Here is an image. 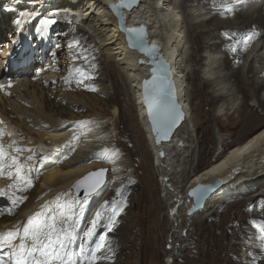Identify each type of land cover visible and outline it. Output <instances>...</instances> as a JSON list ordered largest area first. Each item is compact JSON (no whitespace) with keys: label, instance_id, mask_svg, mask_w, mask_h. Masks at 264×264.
<instances>
[{"label":"bare ground","instance_id":"1","mask_svg":"<svg viewBox=\"0 0 264 264\" xmlns=\"http://www.w3.org/2000/svg\"><path fill=\"white\" fill-rule=\"evenodd\" d=\"M116 2L0 0V84L5 85L0 90V119L4 121L0 128L13 133L11 137L5 136L3 143L7 145L16 140L21 147L34 149V161L26 160L30 152L22 153L21 160L40 169L31 173L32 188L18 193L27 199L10 214L7 209L11 202L0 197L3 213L0 233L17 225L22 228L45 202L57 196L63 200L67 194L71 197V191L75 195L74 184L89 172L108 169L102 190L89 200L85 220L94 208L96 211L103 204L109 187L113 190L136 183L133 176L119 185L124 176L122 170L128 166L121 155L132 157L139 175L148 169L149 164L140 162L134 142L125 144L121 135L116 142L102 137L99 128L105 126L106 117L111 116L114 129H118L117 109L110 108L105 99H90L76 89L78 76L74 70L81 67L71 57L75 47H69L70 40H64L59 32L66 25H73L85 32L87 41H93V50L110 64L108 75L117 86L116 93L111 94L125 92L133 98L145 141L153 155V166L162 175L170 198L172 245L175 247L186 227L190 230L194 216L207 209V219L222 214L215 226L217 232L206 247L210 264H230V260L232 264H264V0H139L123 11L128 28H145L149 43L160 44L162 54L170 63L185 113L171 139L161 144L154 141L143 103V81L151 78V65L144 54L128 46L126 35L111 10ZM30 13L35 14L31 19ZM45 19H56L57 23L42 35L41 21ZM188 40L194 49H201L198 55L185 53ZM57 44L61 47L56 48ZM52 45L54 49L48 53ZM192 61L198 62L196 69L187 65ZM33 65L37 67L30 74ZM190 79L200 82L192 92L188 86ZM9 80L13 84L10 88L7 87ZM192 96L201 99L202 120L197 119L196 129L202 123L219 121L222 117L215 113L223 106L227 119L231 120L232 115L237 119L233 123L223 122L221 127L226 131L236 128L238 142L224 151L233 134L223 133L211 143L212 147L214 143L218 146L213 162L188 175L184 164L188 161L199 164L207 154L204 144V148L194 151L195 144L201 140L193 132L189 104ZM219 100L222 103L214 112L211 105ZM80 121L87 126L81 129ZM77 132L79 144L73 151L68 141ZM56 148L61 150L55 153V158L39 165L40 157ZM111 148L119 153L111 152ZM160 150L164 152L163 157ZM192 167L191 164L189 169ZM218 180L223 181L222 187L206 200L203 208L189 215L193 202L188 196L189 189L198 183L212 184ZM10 183L7 175L0 176V189H6ZM238 198L242 199L233 201ZM144 200L145 192H142L136 202L142 206ZM150 203L154 214L158 206L154 200ZM225 207L226 211H220ZM142 220L147 232H154L156 217L143 213ZM235 248L241 253L230 254Z\"/></svg>","mask_w":264,"mask_h":264},{"label":"rangeland","instance_id":"2","mask_svg":"<svg viewBox=\"0 0 264 264\" xmlns=\"http://www.w3.org/2000/svg\"><path fill=\"white\" fill-rule=\"evenodd\" d=\"M59 32L62 33L64 40H70V43L73 41L78 42L77 46L73 50L71 57L73 58V61L76 62L77 66L81 67L82 69L85 68L86 73L92 77V79H88L87 77L78 76L77 81L83 79V83L75 82L76 89L80 91L79 93L84 94L90 99H105L107 103L110 104V108H116L119 112L118 129H114L113 120L111 119V116L108 115L109 117H106L104 119L105 126L99 128V131L103 133L102 137L104 139L108 138L116 142L118 140V135H121L123 136L122 140L125 144H132L134 142V144L136 145L135 147L137 149V153L139 154L138 156L140 162H146V165L149 164L147 166L148 169L145 171L146 173H143L142 171L139 175L136 167L134 166L135 161L132 159V157L130 155H121V159L127 161L128 166L122 170L124 176L122 177V182L119 185L123 184V181L133 176H136V183L127 186H121L113 190L109 187L108 191L105 194V200H108L110 202L113 199L119 200L121 197L117 194V190L120 189L123 192V197L127 199L128 203L125 211L121 213L119 217H117L118 222L116 227L112 232L108 234L109 240L111 242L112 252L109 253L107 248L97 252L98 256L103 257L111 254L113 255V258L110 260L101 259L97 261V264H210V260L206 254V247L210 243V239L212 240L213 234L217 232L215 226L221 220L220 217L222 216V214L219 215L220 217L218 216L217 218L207 219L206 213L209 210H200L194 216L193 223L190 226V230H188L186 234H181V236L175 243V247L172 245V239H169L173 235V219L172 214H169L170 198H168L169 196L167 195V190H165L166 188L163 185L162 175L157 172V170L153 166V155L149 151L147 141H145V134L138 120L137 107L132 101L133 98L131 97L130 99V97L125 94V92L121 95L120 92H118L117 95H112L113 93H116L117 86L112 83L113 80H110L108 75L111 66L105 60H103L97 54V52H95V50H93V41H87L84 31H82L78 27L75 28V26L73 25H66ZM187 44L188 49L185 53L189 54L192 52L193 54L198 55L201 52V49H194L193 44L190 43L189 40ZM1 49H3V46ZM51 49H54L53 45L49 47L47 52L51 53L53 51H51ZM74 57H76V59H74ZM85 57H87V59H85ZM93 64L96 65L95 68L92 67ZM35 65H33L30 74H33V71L38 66L37 65L35 67ZM187 65H189L191 69H196L198 66V62L192 61ZM30 74L28 76H30ZM188 82L190 83L188 84V86L191 92L193 91V89H196L200 85L199 81H191L190 79V81L188 80ZM85 85H87L88 87H86ZM92 86L95 87V91L91 90ZM190 90L189 97L191 96ZM200 103V97L197 98L196 96H192L190 98L189 104L191 107V121L193 124V132L194 135L199 136V140H201L199 144H195L196 146L194 148V151H196L197 148L199 149L205 147L207 148V154L204 156L203 162L199 163L200 165L195 161H193L192 163H190L191 161H188V164L187 162L186 164H184V167H186L187 171L189 170L190 172L186 173L188 175H192L196 171L205 169L213 162L214 158H216L218 146L216 143H214L212 147L211 143L216 141V139L223 133L227 134L226 132H229L233 134L232 137L229 136L230 138L225 144L227 146L225 147V149L223 148L224 151L238 142V133L236 128H231L230 131H226L221 127V124L223 122L227 123L230 121V123H233L234 121H236L237 117L234 115L231 116V120L227 119V116H224L219 121L212 120V123L210 124L202 123L201 128L196 129L195 124L197 122V119L202 120L199 108ZM221 103L222 101L219 100L211 105V108L214 109V112ZM216 126L219 127L217 128ZM110 151L113 153H119L113 148H111ZM194 158H197V153L195 152ZM191 164L193 165V167L192 169H189ZM142 192H145V200L142 204L143 208L136 202L139 194H141ZM70 194L71 196H73L72 191L70 192ZM240 199L242 198H238L233 201H239ZM151 200H154L156 206H158L154 214L153 206L150 203ZM233 201H231V203H234ZM222 209L220 211H226L228 208L225 207ZM0 212H2L1 209ZM218 212L219 210L217 211V213ZM93 213H95V208L92 210V214ZM143 213L148 216L154 215L156 217L157 223L154 232H147L145 225L142 222ZM92 214L90 213L83 221L82 228L87 227V222L91 219ZM105 214H109V211L107 209L105 210ZM186 229H188V227H186ZM105 230L106 229L104 227H101L97 232V238ZM169 242L171 243V248H169ZM230 252L233 255L241 253L240 249L238 248L229 251V253ZM230 264H232V260H230Z\"/></svg>","mask_w":264,"mask_h":264},{"label":"snow or ice","instance_id":"3","mask_svg":"<svg viewBox=\"0 0 264 264\" xmlns=\"http://www.w3.org/2000/svg\"><path fill=\"white\" fill-rule=\"evenodd\" d=\"M133 3L134 0H121L119 6L112 5L111 7H132ZM34 15V13H30L29 18H33ZM56 23V19L42 20L41 34L43 35L50 26ZM138 31L143 32V29ZM77 44L78 42L73 41L68 46L76 47ZM136 46L141 52L147 51V45L139 36ZM60 47L61 45H56V48ZM153 62L155 63V61ZM92 67L95 68L96 65L93 64ZM74 71L79 77L92 79L81 68H76ZM152 73L151 79L143 81V103L147 106L152 129L155 131L159 143L161 140L170 138L182 122L184 113L175 99V93L169 94L165 91L162 78L158 75V69L153 68ZM77 82L83 83V79ZM11 86L12 81L9 80L7 87ZM4 88L5 85L0 84V90ZM91 90L95 91L96 89L92 86ZM3 123L4 121L0 119V125ZM78 124L81 129L87 126L84 121H80ZM79 134V132L73 133L68 141V144L72 145L73 151L79 144ZM5 136L11 137L13 133L5 128H0V176L7 175L12 181L6 189H0V197L7 198L11 202V207L7 209L10 214L15 207L27 199V196L18 193L26 192L32 188L31 173L33 170L39 172L40 169L35 164L25 165L21 160L22 153L30 152L31 155H28L26 160L34 161L36 157L34 149L21 147L16 140L5 145L3 143ZM60 150V148H56L52 153L42 155L38 161L39 165L43 166L53 160L55 153ZM107 171L108 169L100 168L89 172L76 181L75 195L71 197L66 195L63 200L57 196L55 200L45 202L39 211L28 217L22 228L17 225L13 229L0 233V264H97V261L101 259H112L113 255L111 254L101 257L97 255V252L106 248L109 253L112 252L108 234L116 227L117 217L127 207L128 201L123 197V192L118 189L117 194L121 198L113 199L111 202L105 200L87 222V227H81L89 200L100 192L106 183ZM212 191V185L198 184L192 188L189 195L195 197L196 206H199L200 202L205 200L208 193ZM106 209L109 211L107 215L105 214ZM0 214L3 213L0 212ZM101 227L106 230L97 238V232Z\"/></svg>","mask_w":264,"mask_h":264},{"label":"water","instance_id":"4","mask_svg":"<svg viewBox=\"0 0 264 264\" xmlns=\"http://www.w3.org/2000/svg\"><path fill=\"white\" fill-rule=\"evenodd\" d=\"M139 2V0H134V3L132 6L136 5L137 3ZM121 4V0H117V2L114 4V5H117L119 6ZM131 7H111V10L113 12V14L116 16V18L118 19V23H119V28L122 32L125 33L126 35V41H127V44L128 46L131 48V49H134V50H137L138 52H140L141 54H144L148 59H149V64L151 65V68H150V72H151V76H152V69L153 68H157L158 69V75L162 78V82L164 84V88H165V91L169 94L171 93H175V99L178 103V105L181 107L183 113H184V110H183V107H182V104L179 102V99H178V95H177V88H176V84L174 82V79H173V75H172V72H171V66H170V63L168 62V60L164 57V55L162 54L161 52V46L160 44L158 43H152L150 44L149 43V40L146 38L148 33H147V29L145 28H139V27H134V28H128L125 24V19H124V15H123V11L124 10H128L130 9ZM132 29H135L137 31H129V30H132ZM139 29H143V32H139L138 30ZM138 36L140 38L143 39V41L145 42V44L147 45V51L145 52H141L139 50V48L136 46L137 43H138ZM155 61V63L153 62ZM151 79V78H150ZM146 110H147V117H148V120H149V123H150V128H151V131H152V134L154 135V141L156 144H161L162 142H165V141H169L171 139V137L173 136L175 130L180 126V123L177 128L174 130L173 134L170 136V138L166 139V140H161L159 143L157 142V135L155 133V131H153L152 129V124H151V119L150 117L148 116V109H147V106L144 104ZM184 116H185V113H184ZM184 119V118H183ZM183 121V120H182ZM159 154L161 157L164 156V152L163 150H160L159 151ZM105 180H106V175H105ZM198 184H209V185H212L213 186V191L208 193V196L205 198V200L201 201L200 202V205L199 206H196V201H195V197H192L189 195V193L191 192L192 188L196 187ZM197 185H195L194 187L190 188L189 191H188V196H190L192 199H193V202H192V205L190 206V208L188 209V214L189 215H194L195 213H197V211H199L201 208H203L206 200L220 187L223 185V181L221 180H218L216 181L215 183H198ZM75 185V184H74ZM74 188V187H73ZM74 192L76 193V189L74 188ZM82 194V193H81ZM187 233V230L184 229L183 230V234H186ZM171 243H169V248H171Z\"/></svg>","mask_w":264,"mask_h":264},{"label":"clouds","instance_id":"5","mask_svg":"<svg viewBox=\"0 0 264 264\" xmlns=\"http://www.w3.org/2000/svg\"><path fill=\"white\" fill-rule=\"evenodd\" d=\"M236 105H233V107H235ZM217 116L219 117H224L225 116V109L223 106H220L217 108L216 113Z\"/></svg>","mask_w":264,"mask_h":264}]
</instances>
